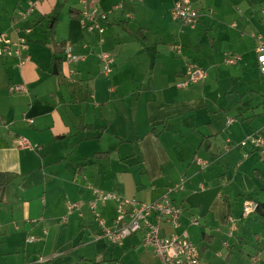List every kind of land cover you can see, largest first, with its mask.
I'll return each instance as SVG.
<instances>
[{
    "label": "crops",
    "instance_id": "1",
    "mask_svg": "<svg viewBox=\"0 0 264 264\" xmlns=\"http://www.w3.org/2000/svg\"><path fill=\"white\" fill-rule=\"evenodd\" d=\"M176 1L0 0V34L28 43L20 60L0 58V173L8 174L0 264H126L135 255L152 264L140 250L142 235L116 247L104 238L89 209L92 189L151 203L182 182L170 196L184 209L180 232L201 248L202 264H264V154L235 146L248 134L264 136V113L250 117L256 130L232 131L227 78L238 67L225 63L250 38L257 64L264 0H192L199 26L211 32L206 52L173 18ZM30 3L36 9L25 16ZM94 9L109 17L103 34L88 30ZM63 43L84 59L68 65ZM104 53L114 60L109 75ZM191 62L207 79L180 89ZM246 201L261 211L243 217ZM99 212L112 227L115 203Z\"/></svg>",
    "mask_w": 264,
    "mask_h": 264
},
{
    "label": "built area",
    "instance_id": "2",
    "mask_svg": "<svg viewBox=\"0 0 264 264\" xmlns=\"http://www.w3.org/2000/svg\"><path fill=\"white\" fill-rule=\"evenodd\" d=\"M84 1V0H83ZM36 9V4L30 3L25 16L31 15ZM173 18L181 24L195 28L200 23L201 15L194 7L192 0H177L172 10ZM91 25L88 26L90 32L104 33L103 24L108 21V15L101 13L97 9L90 12ZM31 30H26L29 34ZM26 37L12 41L6 33L0 34V58L1 59H18L22 58L27 48ZM257 64L260 72L264 75V39L262 36L257 38ZM65 62L68 65H74L84 59L83 55L76 54L73 47L66 46L64 50ZM239 56L228 55L225 63L228 65L235 64ZM103 62V74L109 75L113 72L114 60L104 53L101 55ZM207 79V72L196 62L189 64V70L184 79L177 85L180 89H187L192 86L200 85ZM17 90H22L19 86ZM33 122V121H30ZM230 122H233L231 120ZM23 145H26L24 142ZM236 147L248 148L251 151H257L264 154V136L259 132L248 134L242 141L235 144ZM249 153L245 154L247 157ZM197 163L203 168H207L209 163L197 159ZM183 182L169 189V191L159 200L151 203L139 202L137 199H127L120 197L112 192H106L99 189H92L93 199L89 203V209L94 220L102 228L105 239L113 246H121L125 240L133 237L137 233L143 234L142 245L144 248L153 252L161 264H202L201 248L190 240L188 233L179 232L183 228L182 220L184 218V209L182 206L175 204L171 198L172 193L183 190ZM114 202L115 218L113 226L110 227L106 220L99 212L101 205ZM77 206H71L75 209ZM259 205L254 201H246L243 207L242 216L246 217L256 213ZM231 222H234L231 219ZM192 226L201 225L200 217H191ZM169 226L172 230L168 233L165 229ZM236 227H232L228 232V237L232 238L235 234ZM35 237L28 239L29 243H34ZM223 245L229 247V242L225 241ZM254 262L257 258H252ZM43 261L42 259L40 262Z\"/></svg>",
    "mask_w": 264,
    "mask_h": 264
},
{
    "label": "rangeland",
    "instance_id": "3",
    "mask_svg": "<svg viewBox=\"0 0 264 264\" xmlns=\"http://www.w3.org/2000/svg\"><path fill=\"white\" fill-rule=\"evenodd\" d=\"M253 19H257V17L255 16L253 17ZM182 27L186 29L185 31L187 33L192 32L195 34V37L200 39L201 49H203L205 52L206 50L209 51V49L211 51V32L205 31V28L208 27V24L202 26L198 25L195 28L184 25ZM236 50L237 53L234 54L240 56V58L236 61L235 64H232L230 66H233L234 68L238 67L237 71H234L235 73H237V77L233 79H230L228 77L227 81H229L230 84V86L228 87H230V97H232V109L229 111V117L235 120L234 125L232 126V131L237 135H240L247 129L252 128L253 130H256L255 127H251L252 119L250 117L254 114V112L264 113V75L260 73L256 64L254 39L247 38L244 43ZM213 71L214 74L218 75L215 69ZM229 79L232 82H230ZM210 82L212 86V78L210 79ZM260 124H262V122H260ZM196 231L198 232L199 229H196ZM136 235L139 237L142 235L143 237V234L141 232L137 233ZM194 241L198 243L196 239ZM140 250L145 254V257L147 259L151 260L152 264H160L159 262H157L158 260L151 250L144 248L143 245L140 246ZM141 257L143 258V256L141 255L132 256L133 261L128 260L126 261V264H141L139 262V259Z\"/></svg>",
    "mask_w": 264,
    "mask_h": 264
},
{
    "label": "trees",
    "instance_id": "4",
    "mask_svg": "<svg viewBox=\"0 0 264 264\" xmlns=\"http://www.w3.org/2000/svg\"><path fill=\"white\" fill-rule=\"evenodd\" d=\"M75 11L74 10H71L70 11V14H71V16H72V18L73 17H76V18H78L79 16H80V13H74ZM51 32H52V34L54 35L55 34V30H56V24L55 23H53V26L51 27ZM61 47H63V53H64V50H65V48H66V45L63 43V44H61L60 45ZM55 63H56V65H57V70H58V72H61L62 71V63H63V61H62V59H60V58H58V59H56L55 60ZM8 185V174H6V173H0V192L2 191V190H4V188L6 187ZM258 205H259V209H258V211L257 212H260L261 210V205L258 203ZM264 215V214H263ZM90 264H104L105 263V261H88Z\"/></svg>",
    "mask_w": 264,
    "mask_h": 264
},
{
    "label": "water",
    "instance_id": "5",
    "mask_svg": "<svg viewBox=\"0 0 264 264\" xmlns=\"http://www.w3.org/2000/svg\"><path fill=\"white\" fill-rule=\"evenodd\" d=\"M59 73H58V70H57V67H56V65H54V75H58Z\"/></svg>",
    "mask_w": 264,
    "mask_h": 264
}]
</instances>
